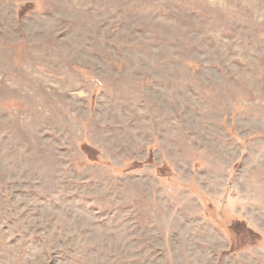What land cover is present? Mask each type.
Masks as SVG:
<instances>
[{
    "label": "rangeland",
    "instance_id": "1",
    "mask_svg": "<svg viewBox=\"0 0 264 264\" xmlns=\"http://www.w3.org/2000/svg\"><path fill=\"white\" fill-rule=\"evenodd\" d=\"M0 264H264V0H0Z\"/></svg>",
    "mask_w": 264,
    "mask_h": 264
}]
</instances>
